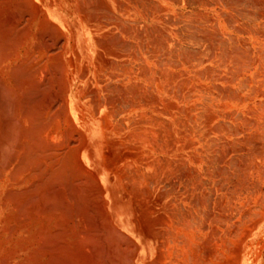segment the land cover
<instances>
[{"label":"bare ground","instance_id":"obj_1","mask_svg":"<svg viewBox=\"0 0 264 264\" xmlns=\"http://www.w3.org/2000/svg\"><path fill=\"white\" fill-rule=\"evenodd\" d=\"M188 1L0 0V264L264 263V0Z\"/></svg>","mask_w":264,"mask_h":264},{"label":"rangeland","instance_id":"obj_2","mask_svg":"<svg viewBox=\"0 0 264 264\" xmlns=\"http://www.w3.org/2000/svg\"><path fill=\"white\" fill-rule=\"evenodd\" d=\"M36 1L39 2V0H36ZM186 4L187 5H184L185 7L184 6H180L179 7V8H181L180 10H183L186 13L191 12V10L194 11V0H190V1L186 2ZM183 11H181V12H183ZM262 264H264V263H262Z\"/></svg>","mask_w":264,"mask_h":264}]
</instances>
